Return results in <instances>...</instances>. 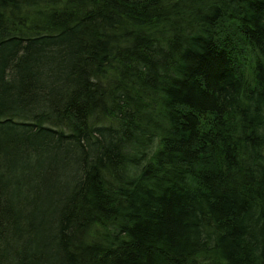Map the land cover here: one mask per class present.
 Wrapping results in <instances>:
<instances>
[{"label": "trees", "instance_id": "obj_1", "mask_svg": "<svg viewBox=\"0 0 264 264\" xmlns=\"http://www.w3.org/2000/svg\"><path fill=\"white\" fill-rule=\"evenodd\" d=\"M0 264H264V0H0Z\"/></svg>", "mask_w": 264, "mask_h": 264}]
</instances>
